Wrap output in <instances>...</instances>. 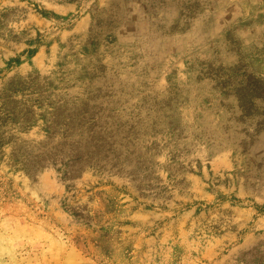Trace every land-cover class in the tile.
Here are the masks:
<instances>
[{"label":"rangeland","instance_id":"obj_1","mask_svg":"<svg viewBox=\"0 0 264 264\" xmlns=\"http://www.w3.org/2000/svg\"><path fill=\"white\" fill-rule=\"evenodd\" d=\"M0 264H264V0H0Z\"/></svg>","mask_w":264,"mask_h":264}]
</instances>
